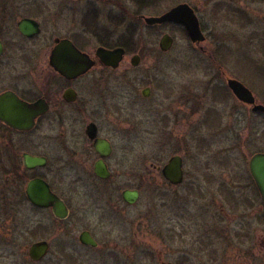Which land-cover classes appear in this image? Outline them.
I'll use <instances>...</instances> for the list:
<instances>
[{
	"label": "flooded vegetation",
	"instance_id": "obj_1",
	"mask_svg": "<svg viewBox=\"0 0 264 264\" xmlns=\"http://www.w3.org/2000/svg\"><path fill=\"white\" fill-rule=\"evenodd\" d=\"M126 1L0 0V264H79L83 253H98L102 246L98 229L108 220L122 219V208L134 206L141 197L138 188L112 189L108 184L113 177H143V170L127 173L126 151L142 144L143 113L137 108L139 102L142 106V101L151 100L154 92L156 114L151 132L156 147L160 134L166 131L173 137L163 135L162 140L176 141L177 134L183 133L184 139L178 140L183 149L192 142L205 147L208 131L237 133L240 104L264 116V110H255L264 104L233 75L238 71L233 63L236 53L228 47L214 51L220 62L186 57L183 63H175L185 70L182 83L150 76L153 83L141 89V101L134 99L136 79L129 75L142 66V56L136 54L140 60L134 64L133 55L131 66L123 68L131 50L120 42H107L112 31L98 29L102 15L97 3H120L121 12L127 14ZM137 1L133 16L150 31L155 27L171 29L161 33V38L168 34L173 39L168 51L159 45L163 55L174 47L177 31L201 56H207L210 38L234 35L240 27L248 29L251 36H264V31L254 28L253 9L264 0H173L165 11L161 0ZM170 11L189 22L199 39L193 41L181 23L149 25L145 21ZM25 20L30 21L28 33L21 28ZM64 41L72 44L74 48H67L77 52V60L64 56L60 50ZM100 48H124L126 53L118 66L112 67L97 55ZM64 66L86 70L67 76L59 70ZM231 82L244 88L235 91ZM175 156L183 160V184L184 154L171 156L162 166L159 155L154 154L150 167L164 178L162 170ZM29 159L39 160L38 164L29 166ZM247 181L252 197L238 202L227 191L225 202L253 210V215L264 219V200L253 177ZM128 190L139 194L134 204L124 198ZM187 198L186 205L174 206L176 198L172 202L169 219L173 228L179 223L191 226V201ZM207 207L205 204L200 215L205 222ZM219 214L212 219H221Z\"/></svg>",
	"mask_w": 264,
	"mask_h": 264
},
{
	"label": "rangeland",
	"instance_id": "obj_2",
	"mask_svg": "<svg viewBox=\"0 0 264 264\" xmlns=\"http://www.w3.org/2000/svg\"><path fill=\"white\" fill-rule=\"evenodd\" d=\"M137 2H125L127 14L121 12L120 3L117 6L97 3L102 15L98 29L112 31L106 41L131 45V52L122 67L126 69L131 66L130 58L133 55L142 56V66L135 74L129 75V79H136L137 93L134 99L141 101L140 91L150 85L153 76L182 83L185 70L183 66L174 64L183 63L186 57H191L193 61L220 62L214 53L220 46L231 48L236 53L233 63L238 73L233 72V75L251 89L258 102L264 104V36H251L248 29L240 27L234 35L225 33L210 38L206 43L208 54L201 56L185 35L177 31L174 47L168 55H163L159 49L161 33L171 29L155 27L150 31L133 16L138 9ZM173 2L161 0V10L165 11ZM253 9L254 28L264 31V3L255 4ZM99 44L100 38L97 37L96 46ZM225 51L227 54V49ZM212 55L213 59H210ZM155 99L154 92L151 100L142 101V106L139 102L137 109L142 111L144 122L142 144L126 151L127 173L143 170V177H113L108 184L112 189L115 186L138 188L141 197L134 206L122 208L123 213H119L122 219L108 220L104 227L98 229L102 245L100 250L98 253H83L79 264H264L263 215H253V210L248 212L225 202L228 199L227 191L238 202L244 197H252L247 181L252 177L249 162L256 153L264 152V116L255 115L249 107L240 104L237 133L231 134L225 129L208 131L204 134L205 147L200 148L196 142H192L183 149L178 143V140L184 139L183 133L180 137L177 134L176 141L172 142L169 138L172 139L173 135L166 131L160 134L161 140L156 147L151 132L156 114L153 105ZM131 101L133 98L129 88V107ZM163 135H169V138L162 140ZM192 135L196 136L194 133ZM179 152L185 156L186 177L183 184L173 186L161 173L152 170L150 163L152 156L158 154L162 166ZM187 197L191 201V226L186 224V227H182L179 223L173 228L169 219L172 202L176 198L174 206L186 205ZM205 204L208 206L206 222L200 217ZM220 212L221 219H212L216 213L220 216ZM232 217L235 219L231 220ZM242 221L245 226H242ZM173 231L176 233L174 237ZM183 255L187 256L186 260Z\"/></svg>",
	"mask_w": 264,
	"mask_h": 264
},
{
	"label": "water",
	"instance_id": "obj_3",
	"mask_svg": "<svg viewBox=\"0 0 264 264\" xmlns=\"http://www.w3.org/2000/svg\"><path fill=\"white\" fill-rule=\"evenodd\" d=\"M145 21L149 25L162 24L165 22L181 23L187 26V28L190 31L191 38L193 41L199 39L198 35H196V32L190 29L191 26L189 22L185 21L184 18L179 17L174 11L167 12L164 15L159 16V17H147L145 18ZM21 28L24 33H28V29L30 28V21L29 20L23 21L21 23ZM159 45H160L161 50L163 51L170 50V48L173 46L172 37L169 36L168 34L164 35L160 39ZM67 46L74 48L71 43L69 42L67 43L66 41H64L60 46V50H63L62 53L64 54V56L68 54L70 56H73V61L77 60V56H78L77 52L75 50L70 52ZM125 53L126 52L124 48H117L114 50L100 48L97 51V55L101 58V60L105 64L112 66V67L118 66V64L124 59ZM139 60L140 58L137 55L134 56L132 59L134 64L138 63ZM59 70L67 76H72V75L82 73L86 69L84 68L82 69L81 67L78 68L77 66H70V67L64 66V67L59 68ZM231 87L235 91H238V90L240 91V89L242 90V88H244L240 83H237V82H231ZM250 102L253 103L254 99L252 98ZM255 110H264V107L257 106L255 107ZM38 161L39 160H36V159H29L28 160L29 166L37 165ZM249 168H250V173L257 185V188L259 189V192L264 200V153L255 154L250 160ZM162 173H163L165 180L168 181L170 184H173V185L181 184L184 181L182 158L180 156H175L171 158L168 164L163 168ZM138 196L139 194L137 191L128 190V191H125L124 193L125 200L129 202L130 204H134L135 202H137ZM163 264H172V263H163Z\"/></svg>",
	"mask_w": 264,
	"mask_h": 264
},
{
	"label": "trees",
	"instance_id": "obj_4",
	"mask_svg": "<svg viewBox=\"0 0 264 264\" xmlns=\"http://www.w3.org/2000/svg\"><path fill=\"white\" fill-rule=\"evenodd\" d=\"M122 45L127 49V50H131V45L129 44V43H127V42H125V43H122Z\"/></svg>",
	"mask_w": 264,
	"mask_h": 264
}]
</instances>
